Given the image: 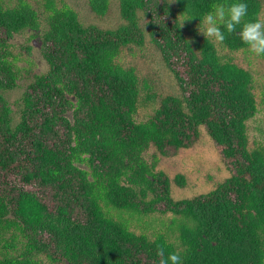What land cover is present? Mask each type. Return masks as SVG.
Here are the masks:
<instances>
[{
    "label": "trees",
    "instance_id": "1",
    "mask_svg": "<svg viewBox=\"0 0 264 264\" xmlns=\"http://www.w3.org/2000/svg\"><path fill=\"white\" fill-rule=\"evenodd\" d=\"M179 1L193 11L198 1L204 11L229 2ZM247 2V18L256 19L259 1ZM121 12L129 25L118 30L55 13L41 47L49 70L27 87L19 121L0 92V232L18 241L0 251V264H39L42 255L56 264H159L158 247L180 252L183 264H263L264 158L248 148L247 88L197 52L169 0H121ZM140 12L189 105L186 112L168 99L150 126L134 118L138 77L115 62L121 45L143 36ZM35 19L28 6L0 5V89L17 85L4 48ZM201 128L232 173L215 190L177 199L165 173L154 183L141 173L125 183L126 157L152 144L190 145ZM103 194L121 212L184 218L180 242L136 235L109 217Z\"/></svg>",
    "mask_w": 264,
    "mask_h": 264
},
{
    "label": "rangeland",
    "instance_id": "2",
    "mask_svg": "<svg viewBox=\"0 0 264 264\" xmlns=\"http://www.w3.org/2000/svg\"><path fill=\"white\" fill-rule=\"evenodd\" d=\"M258 1L260 9L256 18L264 20V0ZM169 3L184 35L197 48V52L210 60L214 58L236 82L247 88L243 108L247 114L245 134L248 148L253 153L262 154L264 158V57L254 56L248 51L239 38V28L233 33L226 32L223 42L205 37L199 31L200 17L206 12L200 7V1L193 4L195 11L183 8L179 0H169ZM0 5L12 9L25 5L36 13L34 24L18 32L4 48V61L11 66L17 85L12 89H0V92L13 110L14 123L21 118L27 87L37 76L49 70L41 47L44 33L55 13L72 11L84 25L97 26L103 30H118L129 25L121 12V0H0ZM139 19L143 36L121 45L115 62L133 70L138 77L140 95L134 118L138 125L150 126L168 99L177 100L186 112L189 105L174 72L154 44L147 19L141 12ZM245 19L252 20V15ZM132 154L125 158L124 169L128 178L125 183L138 179L135 176L138 173L145 176L143 181L154 183L159 173H165L170 178L172 194L177 199L207 194L232 175L205 128H201L198 139L177 150L167 147L162 151L152 144L149 149ZM102 196L109 217L123 223L136 235H145L150 239L164 236L177 244L180 242L179 234L186 221L184 218L162 212H121L110 205L104 194ZM12 232L6 228L0 232L1 254H6L7 251L3 249L7 243L18 242ZM37 259L39 264H56L46 255Z\"/></svg>",
    "mask_w": 264,
    "mask_h": 264
},
{
    "label": "clouds",
    "instance_id": "3",
    "mask_svg": "<svg viewBox=\"0 0 264 264\" xmlns=\"http://www.w3.org/2000/svg\"><path fill=\"white\" fill-rule=\"evenodd\" d=\"M247 15V0L216 3L203 13L202 17L199 16V31L207 38L223 42L226 38L225 33L236 32L239 26L238 35L242 44L252 55L264 57V20L259 18L246 20ZM156 254L160 257L159 264H183L184 261L181 253L175 250L165 255V249L158 247Z\"/></svg>",
    "mask_w": 264,
    "mask_h": 264
}]
</instances>
